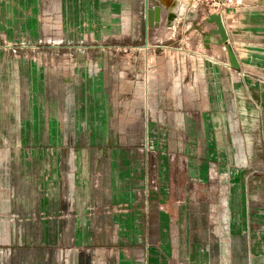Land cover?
<instances>
[{"label": "crops", "instance_id": "1", "mask_svg": "<svg viewBox=\"0 0 264 264\" xmlns=\"http://www.w3.org/2000/svg\"><path fill=\"white\" fill-rule=\"evenodd\" d=\"M243 2L222 15L238 69L187 17L146 29L143 0L75 2L114 31L78 39L168 49L151 120L140 88L52 98L47 59L22 91L18 52L0 50V264H264V176L243 171L264 159V3ZM36 230L60 239H1Z\"/></svg>", "mask_w": 264, "mask_h": 264}, {"label": "rangeland", "instance_id": "2", "mask_svg": "<svg viewBox=\"0 0 264 264\" xmlns=\"http://www.w3.org/2000/svg\"><path fill=\"white\" fill-rule=\"evenodd\" d=\"M64 1L0 0V50L16 51L19 55L18 67L13 72L14 80L17 79L13 83L22 91L30 87L32 84L28 83V78H32L34 72L37 75L36 68L31 65L38 62L45 65L44 61L47 59L50 64L47 72L50 73L52 98L59 99L61 94V97L69 100L74 97L101 100L113 92L120 100L137 97L140 88L142 91L140 94L144 99L142 112L143 114L146 112L148 120H151L155 110L153 100L154 97H160L158 86L164 77L161 66H167L164 70L168 75L171 74L168 68L171 63L168 49L151 46L150 48L149 43L146 47L143 44L127 46L128 41L114 39L80 40L77 37L85 33L88 35L94 31L104 33L114 31L111 28L108 30L107 25H99V28H96L97 25L90 24L91 18L86 15L79 18L78 10L72 6L80 0H72L75 2H70L71 7L62 9L59 6L60 2L64 4ZM109 1L118 3L120 0ZM245 1L247 4H258L263 0ZM181 2L185 4L186 0ZM194 6L196 8L192 10ZM89 11L83 9V14H88ZM192 11L198 21L207 13L213 14L214 8L207 0H195L194 4L186 9L184 17ZM101 18L100 16L99 21ZM121 19L120 16H113L110 23L116 24ZM131 19L134 20L133 17ZM199 23L202 29L204 21L201 20ZM92 28L96 30L93 31ZM7 63L10 67L9 61ZM9 67H3L6 73L10 72ZM5 83L10 84V81ZM147 98L148 103H145ZM229 119L234 120L233 114H229ZM258 126L261 130L260 122ZM130 140L131 143H138V137H132ZM259 160L263 163L259 168H244V173L248 176H264V159ZM6 220V217H0V222ZM1 239L59 240L60 234L38 230L33 233L4 232Z\"/></svg>", "mask_w": 264, "mask_h": 264}, {"label": "water", "instance_id": "3", "mask_svg": "<svg viewBox=\"0 0 264 264\" xmlns=\"http://www.w3.org/2000/svg\"><path fill=\"white\" fill-rule=\"evenodd\" d=\"M144 2V20L146 29L156 25L160 21V17L165 14L167 24H170L174 21L178 16H184L186 11V6L181 2V0H155V3H151L150 0H143ZM182 4V10L176 11L174 10L173 6L178 5V3ZM259 3H264L263 1H259ZM192 15L194 14H187V18L191 20V29H195L196 31L202 34L203 42L206 46L209 43H215L218 45H223L228 65L232 68L238 69L239 63L236 59L234 51L227 41L225 37V31L222 23V18L219 14H209L205 18L206 23H211L215 25V28L211 29L209 32H203L200 25H197ZM217 35V37H215Z\"/></svg>", "mask_w": 264, "mask_h": 264}, {"label": "built area", "instance_id": "4", "mask_svg": "<svg viewBox=\"0 0 264 264\" xmlns=\"http://www.w3.org/2000/svg\"><path fill=\"white\" fill-rule=\"evenodd\" d=\"M194 1L195 0H186L185 3L186 8L189 9L193 5ZM207 1L209 2V5L214 8L213 14H219L222 18V15L225 13L228 7L232 5L240 4L242 0H207Z\"/></svg>", "mask_w": 264, "mask_h": 264}, {"label": "bare ground", "instance_id": "5", "mask_svg": "<svg viewBox=\"0 0 264 264\" xmlns=\"http://www.w3.org/2000/svg\"><path fill=\"white\" fill-rule=\"evenodd\" d=\"M150 2L154 4L155 3V0H150ZM173 8L176 11L182 10V4H181V2L178 3V5H174Z\"/></svg>", "mask_w": 264, "mask_h": 264}]
</instances>
